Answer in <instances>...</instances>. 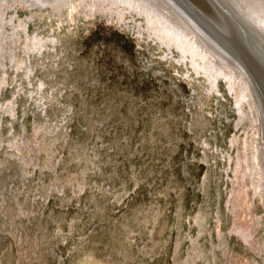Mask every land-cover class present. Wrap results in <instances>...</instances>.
Listing matches in <instances>:
<instances>
[{
	"label": "rangeland",
	"instance_id": "374dc122",
	"mask_svg": "<svg viewBox=\"0 0 264 264\" xmlns=\"http://www.w3.org/2000/svg\"><path fill=\"white\" fill-rule=\"evenodd\" d=\"M94 1L0 0V264H264L249 87Z\"/></svg>",
	"mask_w": 264,
	"mask_h": 264
},
{
	"label": "water",
	"instance_id": "95a60500",
	"mask_svg": "<svg viewBox=\"0 0 264 264\" xmlns=\"http://www.w3.org/2000/svg\"><path fill=\"white\" fill-rule=\"evenodd\" d=\"M170 1L187 22H193L198 35L244 73L256 93L264 133V31L234 0Z\"/></svg>",
	"mask_w": 264,
	"mask_h": 264
},
{
	"label": "bare ground",
	"instance_id": "6f19581e",
	"mask_svg": "<svg viewBox=\"0 0 264 264\" xmlns=\"http://www.w3.org/2000/svg\"><path fill=\"white\" fill-rule=\"evenodd\" d=\"M17 1H20V3H18L20 5H22L21 3L29 4L31 6H33V5L42 6L45 4H49V5L51 4L52 6L57 7L60 3H62L63 1H67V0H17ZM87 1L89 2L90 0H87ZM97 1H94V2H97ZM112 1H116L117 3H121L120 5H122V3L124 4L126 2H129L132 5V7L130 6L132 9L138 8V9H140V11H144V12L146 11V12L151 13L154 16H158L160 18V20H162V23L165 24L166 27L172 32V35H175V36L178 35L179 38H180V36L184 37V38H186L188 36V38L190 40L193 39L194 43L196 45H200L201 48L203 49L204 54H205L204 56H207L208 59H210L211 61H213L215 63V68L217 71L219 70L220 72H223V73L227 72V73L231 74L234 78H237L238 80H240L246 86V88L249 87V89L247 90L249 93L248 95H250L252 97V100H253L252 104L254 105V107L252 108L251 111L253 113V117H255L259 122L260 115L258 112V107L256 105V104H258L256 102L257 96H256V93L254 92L253 88L250 87V84L247 81V79L244 77V73L240 70L239 67L231 64L228 61V58H226L224 56V54H222L220 51L215 50V48L211 44L207 43L202 38L201 35H198L196 33L194 27H193L194 26L193 22H191V23L187 22L184 19L185 17H183L182 14L178 11V9L173 6V3H171L170 0H111V2H109V1L108 2L112 3ZM99 3H100V5H102L101 2H99ZM117 3H116V6H117ZM234 4L238 5L255 22L257 27L259 26V28H261L264 31V0H234ZM121 10H122V8H121ZM89 11H90V9H89ZM105 14H106V12H105ZM0 15H1V12H0ZM1 17H2V15H1ZM158 28H160V27H158ZM181 39H183V38H181ZM0 49H1V47H0ZM1 50H3V48ZM209 66H210V64H209ZM214 72H215V70H214ZM215 74H217V72ZM218 75L220 76V74H218ZM227 76H228V74H227ZM222 77H223V75H222ZM215 79H216V77H215ZM233 80H235V79H233ZM233 85L235 86V84H233ZM259 128H260V124H259ZM260 132H261V133H259L261 136L260 141H261V143H264V140H262V139H264L263 138L264 137L263 130L261 129ZM257 144H259V143H257ZM253 149L254 150L252 153H254V155H253L254 159L251 162V165H252V167H254L256 163H257V165L258 164L260 165V168L258 170L259 175H258L257 181H256V188L264 191V189L262 188V187H264V146H262V147L261 146L260 147L255 146V148H253Z\"/></svg>",
	"mask_w": 264,
	"mask_h": 264
}]
</instances>
